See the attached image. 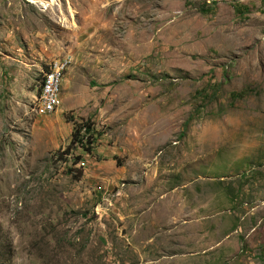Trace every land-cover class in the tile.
Wrapping results in <instances>:
<instances>
[{
	"label": "rangeland",
	"instance_id": "rangeland-1",
	"mask_svg": "<svg viewBox=\"0 0 264 264\" xmlns=\"http://www.w3.org/2000/svg\"><path fill=\"white\" fill-rule=\"evenodd\" d=\"M34 1L0 0V264H264V0Z\"/></svg>",
	"mask_w": 264,
	"mask_h": 264
},
{
	"label": "bare ground",
	"instance_id": "bare-ground-1",
	"mask_svg": "<svg viewBox=\"0 0 264 264\" xmlns=\"http://www.w3.org/2000/svg\"><path fill=\"white\" fill-rule=\"evenodd\" d=\"M34 3L37 4L40 8H46L47 6L57 3V0H51V2L49 3H46L43 0H39L34 1ZM66 66L67 65L65 63H62L60 61V63L53 64L50 70L45 74L41 89L40 103L43 106L44 110L48 113L54 110L58 97L59 82ZM49 95L52 96V101H50V105H47Z\"/></svg>",
	"mask_w": 264,
	"mask_h": 264
},
{
	"label": "trees",
	"instance_id": "trees-1",
	"mask_svg": "<svg viewBox=\"0 0 264 264\" xmlns=\"http://www.w3.org/2000/svg\"><path fill=\"white\" fill-rule=\"evenodd\" d=\"M243 7L240 6H233V11L236 15L240 16L243 13ZM199 12L201 14H206L208 13L207 8H199ZM241 93H231L230 94V99H235L237 97H240ZM92 135L90 134V128L87 125L80 124L78 126V129H74L73 132L71 133V138H70V144L71 145H76L78 147H84L85 151H89L88 147L92 144Z\"/></svg>",
	"mask_w": 264,
	"mask_h": 264
},
{
	"label": "built area",
	"instance_id": "built-area-1",
	"mask_svg": "<svg viewBox=\"0 0 264 264\" xmlns=\"http://www.w3.org/2000/svg\"><path fill=\"white\" fill-rule=\"evenodd\" d=\"M50 101H52V96L51 95L48 96V104L47 105H50Z\"/></svg>",
	"mask_w": 264,
	"mask_h": 264
}]
</instances>
